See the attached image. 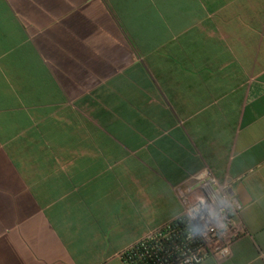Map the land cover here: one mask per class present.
Wrapping results in <instances>:
<instances>
[{"label":"crops","instance_id":"crops-1","mask_svg":"<svg viewBox=\"0 0 264 264\" xmlns=\"http://www.w3.org/2000/svg\"><path fill=\"white\" fill-rule=\"evenodd\" d=\"M206 173L200 264H264V0H0V264H123Z\"/></svg>","mask_w":264,"mask_h":264},{"label":"built area","instance_id":"built-area-1","mask_svg":"<svg viewBox=\"0 0 264 264\" xmlns=\"http://www.w3.org/2000/svg\"><path fill=\"white\" fill-rule=\"evenodd\" d=\"M182 212L117 252L123 264H200L223 257L242 234L237 207L226 187L196 175Z\"/></svg>","mask_w":264,"mask_h":264},{"label":"water","instance_id":"water-1","mask_svg":"<svg viewBox=\"0 0 264 264\" xmlns=\"http://www.w3.org/2000/svg\"><path fill=\"white\" fill-rule=\"evenodd\" d=\"M236 197L234 198V202L235 204L240 207L245 203V198L243 197V194H247L246 190L241 186V184H239V186L236 188ZM233 192V191H231Z\"/></svg>","mask_w":264,"mask_h":264}]
</instances>
